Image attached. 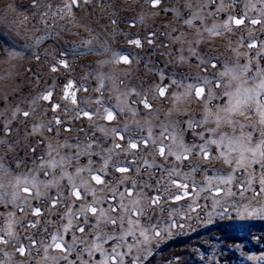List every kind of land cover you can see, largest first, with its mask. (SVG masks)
<instances>
[{"label": "rangeland", "instance_id": "1", "mask_svg": "<svg viewBox=\"0 0 264 264\" xmlns=\"http://www.w3.org/2000/svg\"><path fill=\"white\" fill-rule=\"evenodd\" d=\"M70 3L0 0V138L6 143L16 141L15 152L0 145L4 185L0 235L13 241L0 243V264L76 261L78 245L68 262L59 250L47 248L51 234L67 227L66 243L73 244V234L92 241L89 232L97 217L86 213L77 218L76 213L98 197L113 204L124 201L127 193L124 197L119 193L133 184L143 186L141 204L149 207L141 224L150 220L158 225L160 235L149 233L146 246L133 243L137 237L126 236L133 255L125 256L124 264H264V193L255 196L252 191L259 190L258 177H253L251 188L241 191L245 169L235 167L236 153L227 157L233 161L229 164L226 149L215 143L208 144L207 159L197 151L218 135L232 133L223 124L217 128L212 117L230 100L224 94L225 83L235 91L241 82L221 73L247 65L242 79L249 83L243 86L251 87L256 73L264 71V0H160L157 6L149 0H79V6L73 5L65 14L58 11ZM235 19L243 23L236 24ZM214 25L216 32L211 31ZM174 81L183 83L178 86ZM197 83L204 87L200 97L195 94ZM187 85L193 88L184 95ZM49 92L48 100L32 103ZM145 98L150 109L141 102ZM17 107L20 113L29 111V116L14 114ZM109 111L112 120L106 118ZM206 115L207 121L195 126ZM232 119L250 123L235 114ZM5 125L10 133H4ZM48 125L53 131L47 130ZM164 126L184 148L173 147L172 155L165 148L160 156L161 143H174L172 136L162 135ZM89 137L100 141L106 155L110 152L106 164L95 148L92 155L81 151L75 159V145L79 141L82 148ZM142 138L149 142L130 147ZM58 145H65L58 149L59 157H71L72 163L36 169L34 162L41 163L38 157H47L49 146ZM192 145L197 148L188 159H176ZM21 158L24 163L17 166ZM121 164L129 165V170L117 171L114 165ZM259 167L252 164L247 170L251 173ZM98 169L102 184L92 179ZM30 170L41 181L39 196L31 185L26 192L11 183L13 177ZM228 175L232 182L220 183L219 195L216 179L205 189L208 178L223 180ZM73 185L78 186L80 198L73 194ZM13 192L18 193L15 200ZM114 194L117 200H111ZM155 197L158 203L149 206ZM79 226L84 227L83 233L77 231ZM100 226L108 233L113 228L103 221ZM115 231L121 233L119 228ZM14 244L24 246L23 255ZM117 244L116 240L103 243L104 253L96 251L91 260L82 256L84 264H104L107 251Z\"/></svg>", "mask_w": 264, "mask_h": 264}, {"label": "snow or ice", "instance_id": "2", "mask_svg": "<svg viewBox=\"0 0 264 264\" xmlns=\"http://www.w3.org/2000/svg\"><path fill=\"white\" fill-rule=\"evenodd\" d=\"M149 2L152 3L153 6H157L160 3V0H149ZM39 4V0H34V5ZM79 6V0H71L70 4H65L63 7H61L58 11L61 14H65V10H70L71 7ZM234 19V18H229ZM187 23H191V21H186ZM259 21L253 20L252 23H258ZM236 24L243 23L240 19H235ZM226 28L227 25H224ZM207 30V29H206ZM216 26L214 25L211 29V31L216 32ZM230 31V29H228ZM220 35H223V33H218ZM137 45L139 44V41H134ZM249 47H254L255 45L253 43L248 44ZM124 63H128L127 57L121 58ZM55 70V69H53ZM248 71V66H237V68H229L225 73H221V76L224 75H231L234 80H239L241 82V87L237 88L235 91H229V84L225 83V95L230 97V100L228 102V105L219 111L215 113V115L212 117L216 123L217 128H219L222 124L225 126H228L232 128V133H229L227 135L221 134L216 137L214 140H209L206 143L199 146V149L197 150L199 152L204 153L205 159L208 158V151L207 147L208 144L215 143L218 147H224L226 149V155H225V162L232 164V160H228L227 157L231 156L232 153H236V156L234 159V164L236 168L243 167L245 169L244 174L240 177V188L241 191H244L245 188H251L252 179L253 177H258L256 180V183L260 185L259 190L252 189V191L255 193V196H259L260 194L264 193V71H258L256 73V76L252 78L251 80V87H244L243 85H247L249 83L248 80L242 79V74ZM179 86L183 83V81H174ZM207 83V82H205ZM221 83H224L221 81ZM217 87H220V84H217ZM193 88V85H187L186 91L184 95H187L189 91ZM196 88V96L200 97L202 96L204 92V87L201 86L199 83L195 85ZM164 89H160V95H164ZM51 96V93L44 95L43 97H36L32 103H35L36 100L44 99L48 100ZM211 98V95H210ZM72 102L75 103L74 95L72 97ZM145 108H151V105L147 101V99H143L141 101ZM13 113H20L19 107L13 110ZM24 117L29 116V111H23L20 113ZM87 115V113H84ZM233 114L238 115L239 117H242L245 121H250V123H241L240 120H234L232 119ZM108 120H112L113 116L112 113L109 111L108 115L106 117ZM208 119V116H205L204 120L196 121L195 126H200L201 124L205 123ZM55 123L58 125L61 123L59 118L56 119ZM249 129V131H245V129ZM48 131H53V128L48 125L47 126ZM67 130V129H65ZM98 131H104L103 129H97ZM4 133H10L11 129L5 125L3 128ZM167 133V136H172L174 143L173 144H163L161 143L158 146V154L160 156L165 155V148L169 149V155L173 154V147L177 149H183L184 146L181 142H179L175 136L172 135V133L168 132L167 126H164L162 135H165ZM32 133H28V135H31ZM255 134V144L253 145V138ZM165 136V138H167ZM203 139V137H201ZM89 142L84 144L81 148V142H77V145L75 147L77 148L75 159L78 160L81 151L85 155H92L93 154V148L97 150V154H100L102 156H105V164L107 163V159H111L110 152L106 155L104 151L101 148V144L99 140H91V138H88ZM149 141L147 138L137 139L130 143V147L135 149L138 144H147ZM153 143H155L153 141ZM0 145L4 146L5 151H16V141H12L11 143H6V141L2 138H0ZM23 146L22 142L21 145ZM65 145H58L57 147L49 146V151L47 154V157L41 156L38 157V159L41 161V163L36 164L34 162V166L36 169H44L45 166L50 167H62L63 164L72 163V158H64L59 157V148H63ZM116 148H119L120 145L116 144ZM196 145H192L189 149H184L179 154L176 155V159H188V156L192 149H196ZM32 152H35V148L31 149ZM27 154V153H26ZM59 157V159H57ZM3 154H0V168L3 167ZM17 166L22 165L24 163V160L21 158L17 160ZM91 161H89V164ZM147 163V162H146ZM252 164H258L260 167L259 169L255 170L254 172H248V168ZM117 171L119 172H127L129 170V165H114ZM194 170H198L195 169ZM99 169L97 170V173H94L92 175V179L95 180L97 184H102L103 180L101 179V176L98 174ZM138 171V170H137ZM175 170H171V174H174ZM8 174V173H6ZM48 174L47 172L45 173ZM2 179V177H0ZM126 179V178H125ZM216 179L218 183L215 186V193L216 195H219L222 189L220 188L219 184H230L232 182V175H228L223 180H221L219 177H210L208 178L209 184L205 185V189L211 187V180ZM11 183L16 186L20 187L23 186L24 191H30L29 185L32 186V188L37 189L36 195L39 196V187L41 185V181H39L34 174L33 171H27L22 173L19 176H15L12 178ZM4 185L0 183V188H3ZM142 187L136 188L135 184H133L132 188H127L124 190V192L119 193L120 197H124V193H127V198L124 201H117L116 204H113L109 202L106 198H95L91 204H89L86 208L80 209L76 216L79 218L80 215H85L86 213H91L93 216L97 217V223L92 225L89 234L93 235L92 241H88L85 238L76 239L75 234H73V244L66 243L64 239V232L68 231V228H64L63 231H58L56 233L51 234L50 241L47 242V248L51 249H57L61 253H63V259L68 262V258L72 255L74 246H79V251L76 253V261L69 262V264H84V261L82 259V256L87 255L89 259H93V254L96 251H101L104 253V249L102 247L103 243H106L109 240H116L118 241L117 246H114L110 250L107 251L104 264H124L123 258L125 256H131L133 255V248L130 244L126 242L125 237L126 236H133L137 237L133 243H142L145 246L150 243V236L149 233H153L156 236L160 235L158 225H153L150 220L148 222L141 224L142 218L146 217V214L149 211V207H145L141 204V201L143 200L142 196ZM186 188L187 185H184ZM196 187H200L197 185ZM133 191H135V196H132ZM73 194L80 198V191L78 190V186L73 185ZM255 196L253 198H255ZM13 200L18 198V193L13 192L12 193ZM130 198V199H128ZM179 199V197H176ZM111 200H117V195L114 194L111 197ZM159 197H155L149 201V206L151 204L158 203ZM53 205L56 203V201L52 202ZM104 204H107V208L104 207ZM34 214L39 215L40 210L35 209ZM115 214V215H113ZM100 221H103L104 225H112V231L111 233H108L104 230L103 227L100 226ZM87 222V220L85 221ZM33 227L35 225H32ZM119 228L121 230V233L118 235L116 234L115 229ZM77 231L80 233L84 232V227L79 226L77 228ZM138 233V236H137ZM142 237V239H140ZM99 242V243H98ZM0 243L3 244H9L13 243V241L9 240L7 236L0 235ZM36 241H33V245H35ZM17 247V251L20 254H24L25 248L23 245H15ZM120 247H123L125 250L120 251Z\"/></svg>", "mask_w": 264, "mask_h": 264}]
</instances>
